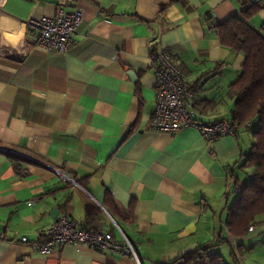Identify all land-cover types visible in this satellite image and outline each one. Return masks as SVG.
Wrapping results in <instances>:
<instances>
[{
    "label": "crops",
    "instance_id": "1",
    "mask_svg": "<svg viewBox=\"0 0 264 264\" xmlns=\"http://www.w3.org/2000/svg\"><path fill=\"white\" fill-rule=\"evenodd\" d=\"M242 1H4L0 264H169L202 248L227 264H234L232 254L238 264H264V214L236 238L237 251L226 226L239 196L233 177L242 186L253 172L241 168L253 125L210 147L194 129L174 135L148 129L157 81L151 39L156 50L170 51L190 83L199 119L231 121L229 87L245 58L220 44L215 26L237 15ZM57 6L82 13L66 53L34 47L29 25L53 17ZM249 22L264 29V10ZM10 156L21 159L25 175L15 172ZM87 204L94 206L91 222L117 240L119 228L133 257L86 245L45 256L19 242L39 238L61 215L88 224Z\"/></svg>",
    "mask_w": 264,
    "mask_h": 264
},
{
    "label": "built area",
    "instance_id": "2",
    "mask_svg": "<svg viewBox=\"0 0 264 264\" xmlns=\"http://www.w3.org/2000/svg\"><path fill=\"white\" fill-rule=\"evenodd\" d=\"M5 0H0V9ZM82 22V13L64 11L61 6L56 7L53 17L42 18L30 22L34 30L33 45L45 51L66 53L72 44V37L76 34ZM149 48L156 50V39H151ZM152 70L157 81L155 86V108L148 123V129L153 132L174 135L185 129H194L206 141L208 147L221 137H235L237 127L231 121L202 122L194 107V94L190 83L182 72L172 62V56L167 48L156 50V60L152 61ZM251 124L244 126L249 130ZM62 177L73 182L66 174ZM240 194V188H234ZM254 227L249 228V232ZM120 231L121 239L117 240L111 232L104 229H94L88 225L73 221L68 215H61L51 223L45 232L35 240L21 237L20 243L29 250L49 256L65 246L78 247L86 245L89 249L101 253L112 252L123 256H134L130 242ZM234 251H237L236 238L230 237ZM79 251V249H78Z\"/></svg>",
    "mask_w": 264,
    "mask_h": 264
},
{
    "label": "trees",
    "instance_id": "3",
    "mask_svg": "<svg viewBox=\"0 0 264 264\" xmlns=\"http://www.w3.org/2000/svg\"><path fill=\"white\" fill-rule=\"evenodd\" d=\"M264 10V2L254 3L243 0L237 15L215 26L220 44L237 54L244 56V63L234 83L229 87V95L235 98L231 122L237 128L255 121L258 128L252 132L253 144L249 155L241 168H252L248 181L239 186L238 179L233 177L232 187L240 188V194L228 209L226 226L231 236L240 238L256 219L264 214V29H255L250 20ZM152 61L156 60V50H151ZM14 170L18 175H25L20 169L21 159L10 156ZM234 176V175H233ZM94 206L87 204L86 217L88 226L98 229L91 222ZM98 211V210H97ZM233 256L234 264L235 255ZM169 264H227L218 252L207 248L198 249L186 254Z\"/></svg>",
    "mask_w": 264,
    "mask_h": 264
},
{
    "label": "rangeland",
    "instance_id": "4",
    "mask_svg": "<svg viewBox=\"0 0 264 264\" xmlns=\"http://www.w3.org/2000/svg\"><path fill=\"white\" fill-rule=\"evenodd\" d=\"M252 125H253V128L251 129V132H249V134L251 135V137H252V132L255 131L258 128L257 122L254 121L252 123ZM114 229H115V226H114Z\"/></svg>",
    "mask_w": 264,
    "mask_h": 264
},
{
    "label": "water",
    "instance_id": "5",
    "mask_svg": "<svg viewBox=\"0 0 264 264\" xmlns=\"http://www.w3.org/2000/svg\"><path fill=\"white\" fill-rule=\"evenodd\" d=\"M115 224V223H114ZM116 225V224H115ZM117 226V225H116Z\"/></svg>",
    "mask_w": 264,
    "mask_h": 264
}]
</instances>
